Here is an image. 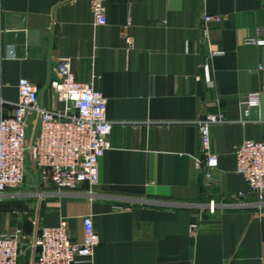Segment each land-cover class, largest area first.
Segmentation results:
<instances>
[{
    "label": "crops",
    "instance_id": "0c3cea01",
    "mask_svg": "<svg viewBox=\"0 0 264 264\" xmlns=\"http://www.w3.org/2000/svg\"><path fill=\"white\" fill-rule=\"evenodd\" d=\"M205 15L225 21L205 30ZM105 17L96 26L82 0H0L3 113L20 80L56 109L45 86L69 58L75 79L106 99L112 124L91 194L83 186L75 197L38 196L29 176L0 200V235L65 220L79 243L91 216L99 244L80 264H264V206L234 156L243 142L264 141V46L245 44L264 41V0H107ZM249 94H259L252 109L243 105ZM207 115L225 118L210 131L218 157L210 187L196 162ZM209 201L220 206L213 214ZM17 264H36L25 246Z\"/></svg>",
    "mask_w": 264,
    "mask_h": 264
},
{
    "label": "built area",
    "instance_id": "2783aa9c",
    "mask_svg": "<svg viewBox=\"0 0 264 264\" xmlns=\"http://www.w3.org/2000/svg\"><path fill=\"white\" fill-rule=\"evenodd\" d=\"M90 5L96 26L106 24L107 0H82ZM205 30L210 25H221L223 16L205 15ZM128 48L133 47L126 38ZM246 45L264 46V41L248 40ZM214 56L222 55L213 52ZM264 70V67H260ZM56 79L46 86L58 104L54 110L43 108L39 100L40 88L28 80L18 83V101L11 114L3 112L0 100V200L19 191L32 176L33 190L38 196L68 198L79 195L83 186L91 194L99 180V161L111 149L109 136L112 124L106 118L107 101L93 89L92 84L75 79L69 58L55 64ZM208 80V76H206ZM259 94H249L243 105L252 109L258 105ZM225 122L222 115H207L197 123L200 134V155L197 166L204 173L206 185L211 186L213 169L218 168V157L211 149V127ZM236 173L248 184L249 193L258 195L259 206H264V141H245L234 153ZM239 200L245 199L240 193ZM230 207H243L232 204ZM210 213L220 207L214 201L205 206ZM191 226V235L196 232ZM83 237L73 242L67 222L62 220L54 228H41L31 236L16 230L0 235V264H17L20 249L25 246L36 264H80L92 259L99 238L91 216L82 219Z\"/></svg>",
    "mask_w": 264,
    "mask_h": 264
},
{
    "label": "rangeland",
    "instance_id": "374dc122",
    "mask_svg": "<svg viewBox=\"0 0 264 264\" xmlns=\"http://www.w3.org/2000/svg\"><path fill=\"white\" fill-rule=\"evenodd\" d=\"M206 205V204H205Z\"/></svg>",
    "mask_w": 264,
    "mask_h": 264
}]
</instances>
